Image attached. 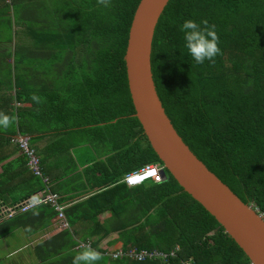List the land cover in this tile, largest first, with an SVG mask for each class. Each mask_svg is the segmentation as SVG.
I'll return each instance as SVG.
<instances>
[{"label": "trees", "instance_id": "obj_1", "mask_svg": "<svg viewBox=\"0 0 264 264\" xmlns=\"http://www.w3.org/2000/svg\"><path fill=\"white\" fill-rule=\"evenodd\" d=\"M140 1L0 0V44L15 47L0 50V239L23 230L22 264H253L169 170L159 183L123 181L144 165H164L128 84L125 54ZM152 68L185 142L264 215V0H170ZM18 134L29 136L53 181L79 171L76 146L99 153L84 170L100 179L93 194L68 205V226L54 233L50 203L3 212L45 187L13 140ZM143 249L176 254H129Z\"/></svg>", "mask_w": 264, "mask_h": 264}, {"label": "water", "instance_id": "obj_2", "mask_svg": "<svg viewBox=\"0 0 264 264\" xmlns=\"http://www.w3.org/2000/svg\"><path fill=\"white\" fill-rule=\"evenodd\" d=\"M170 0H141L136 8L125 54L135 115L167 170L210 211L250 257L264 264V215L245 203L208 168L185 142L166 112L152 68L156 27Z\"/></svg>", "mask_w": 264, "mask_h": 264}, {"label": "built area", "instance_id": "obj_3", "mask_svg": "<svg viewBox=\"0 0 264 264\" xmlns=\"http://www.w3.org/2000/svg\"><path fill=\"white\" fill-rule=\"evenodd\" d=\"M13 140L19 143L23 152L25 153V155H27L28 165L30 169L36 175L42 177L45 180L46 184L44 189L35 193L30 198L13 205L10 208L7 207L4 212H9V215H12L18 211H26L42 202L50 203L57 211V226H59L61 223L64 226H68V221L65 215V209L67 207V204L62 201V196H60L58 192H55L51 189L50 178L48 176L43 175L41 157L38 155L35 149L31 147L29 136L18 134L13 138ZM162 169H164L163 165L158 163H150L126 173V175L123 177V181H125L129 186L143 184L149 180L159 183L165 180L162 173ZM81 246H91V243L82 242ZM123 253V250H119L118 252L114 253L113 256H122ZM129 254H134V256H136L140 260H144L148 257L167 260L170 256L175 255L176 251L173 250L170 253H167L160 250L149 251L147 249H143L141 251H131L129 252ZM187 264H190V262H188Z\"/></svg>", "mask_w": 264, "mask_h": 264}, {"label": "crops", "instance_id": "obj_4", "mask_svg": "<svg viewBox=\"0 0 264 264\" xmlns=\"http://www.w3.org/2000/svg\"><path fill=\"white\" fill-rule=\"evenodd\" d=\"M5 49H10L14 51L15 47L14 45L7 46V44L6 45L3 43L0 44V50H5ZM10 61L11 62L13 61V56L10 59ZM28 81L30 83H34L37 80L30 79ZM72 152L79 164V171L76 174L71 175L70 177H66L58 181H53L49 177L51 181V189L53 190V188L57 186L58 190H56L55 192H58L60 196L68 199L67 201H65L67 206L73 205L74 203L81 200V198L83 199L93 194L94 189L92 188L93 186L92 184L100 180L98 177H87L84 172L85 168L96 160L99 154L98 151L89 144H83L76 146L72 150ZM0 167H1V163H0ZM42 180L44 184H46L43 178ZM77 194H81V195L76 196L75 198L70 197L72 195H77ZM6 208L7 206H3V212L5 211ZM55 227L58 228L57 224L56 225L54 224V226L51 229L53 230ZM38 237L39 236H37V238Z\"/></svg>", "mask_w": 264, "mask_h": 264}, {"label": "rangeland", "instance_id": "obj_5", "mask_svg": "<svg viewBox=\"0 0 264 264\" xmlns=\"http://www.w3.org/2000/svg\"><path fill=\"white\" fill-rule=\"evenodd\" d=\"M19 31L21 28H18ZM23 29H21L22 31ZM22 34V32H21ZM25 35V32L23 33ZM27 35V34H26ZM28 38L30 36H27ZM151 181V180H149ZM147 181V182H149ZM8 207V206H7ZM12 207V206H10ZM9 207V208H10ZM8 210V209H7ZM57 218V216H56ZM67 226L62 225V223L58 226V228H54L51 233H54L57 230H61ZM26 243L24 239L23 230L19 229L15 232L7 235L6 237L0 239V264H22L25 261V257H21L22 254L27 252V247H22ZM18 248V249H17ZM116 253V252H115ZM21 258L20 262L17 260Z\"/></svg>", "mask_w": 264, "mask_h": 264}, {"label": "clouds", "instance_id": "obj_6", "mask_svg": "<svg viewBox=\"0 0 264 264\" xmlns=\"http://www.w3.org/2000/svg\"><path fill=\"white\" fill-rule=\"evenodd\" d=\"M164 166V165H163Z\"/></svg>", "mask_w": 264, "mask_h": 264}]
</instances>
